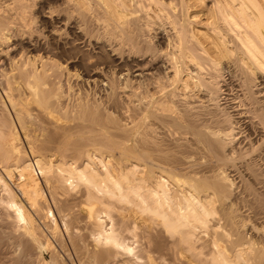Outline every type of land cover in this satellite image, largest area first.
<instances>
[{
	"label": "bare ground",
	"instance_id": "1",
	"mask_svg": "<svg viewBox=\"0 0 264 264\" xmlns=\"http://www.w3.org/2000/svg\"><path fill=\"white\" fill-rule=\"evenodd\" d=\"M211 1L0 0V264H264V0Z\"/></svg>",
	"mask_w": 264,
	"mask_h": 264
},
{
	"label": "rangeland",
	"instance_id": "2",
	"mask_svg": "<svg viewBox=\"0 0 264 264\" xmlns=\"http://www.w3.org/2000/svg\"><path fill=\"white\" fill-rule=\"evenodd\" d=\"M212 5H213V2L211 0H204L201 7L197 4V2H195L194 4H192V7L190 8L192 10L189 9V11H193V12L196 11L195 15H197V16H196V18L194 17L195 19L194 18L193 19L196 21H200L203 24H206L207 22L209 23V21H210V20L209 21L206 20V12L208 9L211 8ZM155 21H156V24L151 26V30H149L148 34H149V38H150L151 42L153 44H156L157 46H159V48L162 49L161 50L162 52L160 51L159 53H156V55H154L153 57H150V55H147L145 57V59H139L140 61H138V62L142 67L144 66V68H151V67L154 68L153 72L155 71L154 72L155 74H159V76H161V74L163 75L167 71L170 73V71H171L168 68L169 64H167V60L165 59L164 54H162V53H164L163 49L165 48V45H166L167 40H168L167 31H165V29L168 28V26L163 27L162 24L160 23V21H158V20H155ZM145 38H146V36H145ZM147 60L149 62L148 65H147V63L145 65H143L144 62H146ZM145 66H149V67H145ZM225 75H226L225 76L226 84L223 88L225 91L223 93L224 95L219 100V106L221 109H225V111L227 113H229V115H231L233 122H234V128H235L234 133L237 134V132H238V134L234 136V139H235V141L239 142L246 135V133L245 132L243 133V131H245L244 128H245V124L247 123V119L244 120L245 116L240 114L242 111V108H239L236 106L237 100L236 101L233 100V98H235V95H234L235 92L239 91V89L236 87L238 85L237 79H235L233 76H230L228 73H225ZM142 80H140V81H142ZM260 81L263 82V80L258 79V85L260 84ZM151 87H153V86H150V88ZM263 87L264 86L262 84L258 86V88H260V89ZM73 89L75 90V87H73ZM237 94L239 95V92ZM199 95H200L199 100H201V97H202L203 105H207V103H208V105H210V107H212L211 103L207 102L206 98H203L202 93ZM263 95H264V91L261 93V96H263ZM262 98H264V97H262ZM204 101H206V102H204ZM262 101L264 102V99ZM192 105H194V104H192ZM196 105H198V104H196ZM255 136L256 135L252 136V138H254ZM21 138L23 139L22 135H21ZM246 141H247V139L245 141H241V145L242 146L245 145ZM60 255H61V257H63L65 264H79L77 262V260L74 258L75 255H73V254H71L67 258H65L63 254H60Z\"/></svg>",
	"mask_w": 264,
	"mask_h": 264
}]
</instances>
